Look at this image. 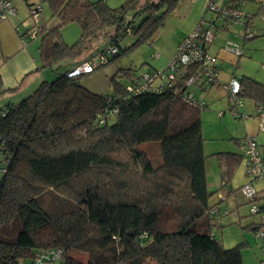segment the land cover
I'll return each mask as SVG.
<instances>
[{
  "label": "trees",
  "instance_id": "trees-1",
  "mask_svg": "<svg viewBox=\"0 0 264 264\" xmlns=\"http://www.w3.org/2000/svg\"><path fill=\"white\" fill-rule=\"evenodd\" d=\"M26 1L32 10L34 2ZM182 1L125 0L114 7L107 0H40L41 14L46 3L55 24L37 23L23 40L40 37L37 70H49L50 78L0 107V264H244L242 243L227 248L214 232L225 207L208 185L206 105L190 102L185 86L192 74L203 75L202 65H181L173 79L163 69L167 77L145 88L139 87L156 69L123 68L125 83L115 74L108 95L82 84L84 74L68 76L76 64L104 54L96 70L152 40ZM223 2L242 9V0ZM130 10L142 19L128 21ZM71 23L81 33L70 44L62 30ZM128 35L136 39L123 47ZM101 37L107 46L86 59ZM235 78L240 90L230 98L232 109L243 99L264 105V83ZM6 90L0 74V95ZM244 156L211 154L224 163L221 187L231 184ZM257 208L252 215L264 212V203Z\"/></svg>",
  "mask_w": 264,
  "mask_h": 264
},
{
  "label": "rangeland",
  "instance_id": "rangeland-1",
  "mask_svg": "<svg viewBox=\"0 0 264 264\" xmlns=\"http://www.w3.org/2000/svg\"><path fill=\"white\" fill-rule=\"evenodd\" d=\"M124 1L125 0H107V2L114 7L122 4ZM208 2V0H183L179 3L176 9L168 15L165 25L161 27L160 31H158L152 40L141 43L137 47L133 48L128 54L121 56L118 60L99 67L89 74L82 75L81 83L93 92L108 95L114 90L111 78L115 74H118L119 82L125 83V78L122 72L123 68L133 67V69H136L138 74H142L147 70L155 71L156 69L157 71H162L167 68L170 61L176 56L180 42L196 29L203 18H205V21L208 24L215 17L219 18L218 22H221L223 19V17L217 15L213 10L207 8ZM222 2L223 0H217V4H221ZM13 3L17 9L15 16H9L11 17L10 20L12 22H14L15 19L19 21V25L22 29L20 34H24L26 33L25 31L27 27L35 25L34 19L30 15V10L28 9L26 0H13ZM243 7L246 8L245 6ZM135 12L136 10L128 11L126 19L128 21L134 20L139 22L142 18L135 17ZM43 17L49 20L48 24L50 25L52 18L50 17V11L46 3H44V13L41 14L38 23H43ZM255 18L256 21H259L260 24L264 25V20L261 14H257ZM80 33L81 30L77 23H71L65 26L62 30L65 41L70 44L78 40ZM25 35L19 36L18 34L17 36L22 41ZM224 35L225 34H223V32H218L215 36V51L224 49L223 47H225L228 41L232 42V40L228 39V37L224 38ZM135 39V36L128 35L121 45L123 47H127L131 45ZM25 41V45H31L33 54H36L37 52L39 58V50L37 47L40 43V37L38 36L35 39L26 38ZM152 42L154 44H151ZM107 43L108 38L106 37L96 39L93 43L94 47L87 52L85 56L91 57L92 55H96L95 51L98 49L97 46L100 44L101 46H105ZM155 52L159 53L158 57H154ZM224 52L227 53V59L224 62L225 67H223V72L230 75L237 70V73L241 74L242 71L240 70V64L237 63V56H234V54L227 51ZM44 73L48 76L51 74L49 70H44ZM37 74V72H32L29 77H33ZM260 78L264 80V77ZM28 82H32V79L29 78L26 83ZM32 84L27 87V92H31L35 88L36 85L33 87ZM188 90L190 92H194L200 102L205 101L208 105L207 108H203L201 111L202 130L205 138L204 147L207 156H209L208 160L212 158L217 161L216 163H219L215 157H211V154L220 150L239 152L240 149L236 139L245 137L247 130L245 123H247L248 120L245 121L243 118L236 117L235 112L230 107L228 102L229 95L224 90L223 86L220 84L218 86L207 87L205 89L201 87L199 88L196 85H191L188 87ZM16 95L19 96L15 97ZM16 95H13V92L11 91L1 94L0 106H4L12 99L14 100V97L16 98V101L23 98L21 93ZM242 103L243 107L242 109L239 108L240 111L243 113L252 112L253 115L257 113L255 102L243 99L240 102V105H242ZM244 105L246 108H244ZM257 118L258 117L252 118V120L248 121V124L251 125V123H255ZM110 120L113 122L114 118H111ZM215 165L218 166L217 164ZM248 177L257 180L254 175L245 173V167L243 164L240 166L232 185V187L236 189L237 199L233 198L228 206L230 211L229 216L231 218L233 217V222L225 223L221 227L216 225L214 227V232L217 233V237L222 240L223 244L227 248L234 247L238 244L244 243L245 240H248L250 243L249 247H246L249 244H242L245 262L247 264H254L256 259H258L259 262L260 259H262V263L260 262V264H264V249H262V247H264L263 240L257 237L258 232L255 233V231L247 228L251 224H257L259 222L264 223V212L252 215L250 210L252 203L262 207L264 203V196L263 198L252 202L251 200H254L253 198L255 197L250 199L244 194L242 187L240 188L239 186L242 185L244 180H247ZM228 188L229 187H227V190ZM254 188L256 191H263L264 193V180L262 177L254 183ZM236 202H239L238 206L235 205ZM255 226L256 225H254L253 228ZM250 240L252 242H250ZM74 256L84 262L88 261L87 254L74 252ZM22 264H32V261L31 259H25L22 261Z\"/></svg>",
  "mask_w": 264,
  "mask_h": 264
},
{
  "label": "crops",
  "instance_id": "crops-1",
  "mask_svg": "<svg viewBox=\"0 0 264 264\" xmlns=\"http://www.w3.org/2000/svg\"><path fill=\"white\" fill-rule=\"evenodd\" d=\"M33 2H35V0ZM11 3H12V6L15 8L13 0H11ZM263 3H264V0H242L240 7L246 12L248 16L247 18H245L246 22L244 21L243 23L230 22L229 20H225L224 18L221 20V22H218L219 18H216V17L213 20H211L213 23V32L215 34H214L213 41L209 44V46L207 47L208 48L207 50H208L209 55L214 56L215 58L217 57L216 59H218L217 61L218 74H217V82H216L217 84L208 86V87H214V86H218L221 84L224 90L229 95L228 102L230 101V98L233 99V97L231 96L229 90L227 89V85L230 83V81L234 77L238 76L239 78L243 75H247V76L253 77L259 82L264 83V80L260 78V77H264V25L260 24L259 21H256V18H255L257 14L259 15L261 14L263 10L262 9ZM221 4H225V3L222 2ZM243 6H245L246 8H244ZM28 9H29V6H28ZM10 16H13V15H10ZM10 18L11 17H7V18L0 20V74L2 75L4 85L7 88L5 93H7L8 91L13 92V95L21 93L22 97H24L28 93H30V92H27L28 91L27 87L29 85L35 82L32 85L33 87L36 85L35 88H37L40 85V83L43 81V79H45V77L50 78V75L48 76L47 74L44 73V71L40 72V70H37L39 66V58H38L37 52L36 54H33L31 45H25L24 40L22 39L21 41L20 38L17 36L18 34L19 36H23L26 33L29 35V33L32 32L33 26L27 27L25 31L26 33L20 34V31H22V29L19 25V21L15 19L14 22H12ZM43 19L46 21V18L43 17ZM55 21L56 20H51L50 25L46 21L45 24L49 27H52V25L55 24ZM245 27L250 28L251 31L253 32L254 35L252 38L250 39L244 38ZM218 32H223V34H225L223 36L224 38L228 37V39L232 40V42L234 41L233 43H235L239 47V53L232 49L229 50L226 47H223L224 49L222 48L220 49L230 52L234 54V56H237V63L240 64V68H241L240 70L242 71L241 74H238L237 70H235L230 75L223 72V67H225L224 62L227 59V56H226L227 53H225L222 50L215 51L214 49L215 36L217 35ZM106 46L107 45L105 46H101V44L98 45L97 46L98 49L95 51V54L100 52ZM93 47H94V44H93ZM88 58H90V56L86 57V59ZM77 65L78 64L72 66V68L76 67ZM32 72H37L38 74L34 75L33 77L32 76L29 77V75ZM29 78L32 79V82L26 83V81ZM196 86L199 88L200 87L205 88V89L207 88V87H202L201 85H196ZM190 95H193V98L199 101L197 97L195 96L194 92H190ZM18 96L16 95L15 97H18ZM15 97H14V100L13 99L11 100V102L16 101ZM19 101H16V102H19ZM202 102L205 103L206 105L205 108H207L208 105L206 104V102L205 101H202ZM255 105L257 109V113L255 115H253L252 112L243 113L242 111H240L241 114L243 115L246 114L247 117L250 118V119H246L248 121L252 120V118L254 117H258L255 123H251V125L248 124V121H247V123H245V127L247 128L245 137L237 138L239 139L238 145L240 149L239 152L241 153H243L242 144L245 138L249 136L250 137L256 136L257 141H258L259 150L262 154H264V129H261V124H262L261 118H259V116L257 115L259 113L260 108H264V105L262 104L257 105V103H255ZM242 107H243V103L242 105H240V107L238 108L236 107L235 109H233L235 114L236 112L239 113L237 110L239 108L242 109ZM244 108H246L245 105H244ZM220 151H225V150H220ZM220 151H217V152H220ZM216 160L218 159L216 158ZM216 162L217 161H215V159H212V158L207 160L208 185L210 189L218 191V193L216 194V198H217L216 201L222 202L221 205L223 206V208L225 207L224 209L225 213L221 217V221H222L221 225H223L225 223L233 222V217L231 218L229 216L230 211L228 209V206L231 203L233 198L237 199L236 189L232 187L234 178L236 177L237 173L235 174L231 184L221 187L222 184H221L220 173H221V170L224 168V163L220 160H218L219 163H216ZM246 162L247 160L245 159V156H244L240 166L244 164L245 173H247L246 172ZM215 164H217L218 166H216ZM259 179L257 178V180H255L251 177H248L247 180L245 179L243 184L240 185L239 187L241 188L243 185L247 183H251L254 186V183L257 182ZM262 179L264 180V170L262 173ZM227 187H229L228 190H227ZM263 196H264L263 191L258 192L255 190V195L253 196L255 198L253 197L252 198L254 199V201H256V200L263 198ZM235 205L238 206L239 202H236ZM262 223L263 222H259L257 224H251L252 226L254 225L256 226L249 230H253L255 231V233L258 232L257 237L263 240V245H264V236L260 234V232H264V225ZM257 227H261L259 228L261 229L260 232L259 231L256 232ZM250 242L252 241L250 240ZM242 244H245V245L249 244L246 247L250 246V243L248 240H245L244 243ZM241 249H242V245H241ZM262 249H264V247H262ZM243 259H244V264H247L245 262L244 254H243ZM260 262L262 263V259H260ZM260 262L258 259H256L254 264H260Z\"/></svg>",
  "mask_w": 264,
  "mask_h": 264
},
{
  "label": "built area",
  "instance_id": "built-area-1",
  "mask_svg": "<svg viewBox=\"0 0 264 264\" xmlns=\"http://www.w3.org/2000/svg\"><path fill=\"white\" fill-rule=\"evenodd\" d=\"M207 8L213 10L217 15L223 17L225 20H231L232 22H240L243 23L245 18L247 17L246 12L243 9L231 7L227 4H217V0H208ZM42 4L40 0H35L33 3V8L30 10V15L34 19V23L37 24L42 13ZM262 18L264 20V3L262 7ZM16 9L12 6L10 0H0V20L9 17L10 15H15ZM204 17V15H203ZM230 21V22H231ZM213 32V23L212 21L209 24L205 21V18L199 23L196 29L189 34L186 38H184L179 46L178 52L176 56L170 61L165 71H168V78L173 79L175 69H177L181 65H186L190 63H200L202 65L201 74H192L188 80H186L185 86L189 87L191 85H210L211 83L217 80V69L213 68V64L215 62V57L209 55L207 52H204L203 47H207L214 38ZM32 37L34 36V32H31ZM253 32L250 28L245 27L244 38L250 39L253 37ZM227 49H232L239 53V47L228 41L225 46ZM108 51L114 52L115 48H109ZM159 53L155 52L154 57H158ZM106 62V58L104 54H101L98 60H88L83 64L74 67L71 71H69L68 76H77L81 74L91 73L96 66L100 64H104ZM162 74V76H161ZM167 76H164L162 71H158L148 77L147 82H143L139 88L147 87L148 83H154L156 79H164ZM132 88L129 87V90ZM138 89V88H137ZM136 89V90H137ZM227 89L229 90L231 96L235 99L237 93L240 90V82L237 78H233L230 83L227 85ZM188 100L190 102H194L195 104H201L202 108L204 106V102H199L193 98V95L188 96ZM260 118H261V129H264V108H260L259 110ZM242 150L247 160L246 162V172L247 174L254 175L255 178L262 177V173L264 170V154H262L259 150L258 141L256 136L246 137L243 144ZM242 190L248 198H252L255 195V188L251 183H247L242 186ZM252 211L256 212L258 210L257 206L252 204ZM264 236V233H261Z\"/></svg>",
  "mask_w": 264,
  "mask_h": 264
}]
</instances>
